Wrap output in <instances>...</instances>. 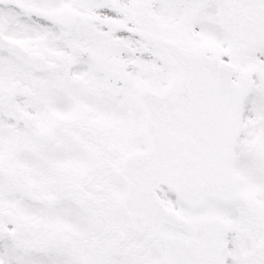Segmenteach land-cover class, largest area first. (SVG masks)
Here are the masks:
<instances>
[{"label": "snow or ice", "instance_id": "6c2138e0", "mask_svg": "<svg viewBox=\"0 0 264 264\" xmlns=\"http://www.w3.org/2000/svg\"><path fill=\"white\" fill-rule=\"evenodd\" d=\"M0 264H264V0H0Z\"/></svg>", "mask_w": 264, "mask_h": 264}]
</instances>
